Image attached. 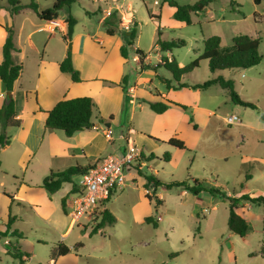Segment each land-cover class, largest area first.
Masks as SVG:
<instances>
[{"label": "rangeland", "instance_id": "rangeland-1", "mask_svg": "<svg viewBox=\"0 0 264 264\" xmlns=\"http://www.w3.org/2000/svg\"><path fill=\"white\" fill-rule=\"evenodd\" d=\"M146 1L152 11L156 10L163 16L160 21L162 39L182 38L187 41L185 46L173 49L171 54L156 46V30V40L149 49L145 65L146 72L152 75L156 69L172 77L162 58H172L173 55L181 66L187 65L203 52V38L212 35L220 36L224 51L232 46L236 35L258 38L262 58L259 64L246 69H226L216 73L210 70L208 60H201L199 67L183 78L190 84L202 83L215 75L235 79V88L241 98L255 103L256 108L233 102L227 90L218 84L208 88L177 87V82L172 80L168 99H174L179 106H171L164 115L145 108L143 119L134 124L137 131L161 143L155 144L148 139L144 142L145 151L154 152L160 159H154L150 164L167 181L185 180L194 184V180L199 179L229 196L239 197L244 193L264 195V1L256 4L253 0H213L204 12L193 15L191 24L175 20L173 8L167 4L163 6L164 0H157L158 4L154 3L155 0ZM177 1L190 3L196 0ZM72 8L79 16H84L85 9H90L78 3ZM124 9L126 16L136 15L140 23H144L143 40L149 42L147 31L153 30L154 22L148 20L145 3L142 1V4L135 5V11H128L127 6ZM98 11L102 12V8ZM116 16L122 18L120 13ZM130 65L140 71V64L132 57ZM148 87L154 88V84ZM149 110L153 112L152 116ZM231 114L239 116L241 122L228 124L225 118ZM191 117L198 124V130L190 121ZM119 129H112L113 137L119 135ZM123 129L127 131V128ZM176 135L185 142V148L170 147L169 140ZM122 142L119 140L117 145H122ZM166 153H169L170 161L164 158ZM144 156L150 154L144 153ZM145 171L153 173L149 169ZM80 179L81 175L75 177L76 181ZM141 183L137 177L134 180L128 177L125 185L111 198L108 206L117 217L114 224L106 225L92 236L76 226L65 240L72 246L71 253L59 263L264 264V205L241 202L243 207L239 211L250 222L251 231L240 236L228 227L230 206L224 196L202 192L195 197L189 191L190 198L181 194V188H160L156 192L152 189L146 191V194L154 195L149 199L142 191ZM70 185L65 183L55 194L59 202L64 196L68 201L72 198L67 191ZM160 192L162 203L158 204L156 197ZM66 206L68 212L73 208L72 203ZM1 211L0 207V215L8 214ZM17 213L21 218L13 228L23 231V234L2 236L0 264H49L51 252L60 236L51 225H56L63 232L71 226L72 219L61 207L56 211L58 224L53 220L45 221L23 208ZM151 215L158 221L156 228L144 221ZM91 226L86 229L91 230L96 224ZM80 242L82 245L79 246ZM17 249L29 254V259L21 261L13 257L12 252Z\"/></svg>", "mask_w": 264, "mask_h": 264}, {"label": "crops", "instance_id": "crops-1", "mask_svg": "<svg viewBox=\"0 0 264 264\" xmlns=\"http://www.w3.org/2000/svg\"><path fill=\"white\" fill-rule=\"evenodd\" d=\"M29 1L21 0L23 3ZM35 1L38 3L39 9L43 10L51 7L55 0ZM142 1L149 14L148 20L154 22L153 30L147 31L149 42L143 40L144 23H140L136 15L126 16L127 12L124 9L127 6L128 11H135V5L142 4ZM157 2V0L154 1L155 4H158ZM75 3L87 5L91 10L85 9L84 16L76 15L72 8ZM75 3L65 6L59 12V16L53 20H57L60 27L52 29L50 20L40 18L32 8L23 7L13 14L9 0H0V63L3 60V45L9 35L7 26L11 24L13 40L17 47L14 59L24 66L23 72L16 80L11 92L16 102V116L20 119V126L4 129L0 123V133L5 132L10 136V143L0 147V207L4 212H8V214L0 215V231H6L9 215L15 217L10 229L11 231L15 230L13 225L18 218H21L17 213L20 208L36 214L45 221L53 220L54 224L59 223L56 219V211L59 210V207L70 217L66 206L70 201H66L65 209H63V197L59 202L55 196L58 191L50 197L48 191L41 186L47 174L51 170H62L75 164L94 163L110 154L121 155L128 142L140 146L145 155L155 154L145 151L144 142L148 139V141L151 140L155 144H159L160 141L137 131L134 124L143 119L145 115L142 111L145 108L150 109L148 102L161 101L169 104V108L165 112L158 113L162 115L167 113L171 106H179V103L174 99H168L172 87L168 88L166 83L161 81L160 76L170 80L173 78L159 73L156 69L152 75L146 72L145 68L149 49L156 40V30L158 33V28L161 29L160 21L163 18L161 14L156 10L152 11L146 0H79ZM166 4L169 5L168 1L164 0L163 6ZM100 7L102 12L98 11ZM171 8H173L174 14L176 8L173 6ZM111 9L117 10V13L122 16L125 15L127 19L131 20V24L137 22V36L132 45L128 38L130 29L119 25V29H116L113 34L108 33L105 21L110 18ZM157 13L160 16L159 19H157ZM70 15L77 19V23L71 38H66V19ZM119 18L122 19L119 16L115 18L116 22H119ZM155 44L159 47L157 42ZM122 47L126 48L127 56L123 55ZM137 49L146 53L142 63ZM170 53L172 54V52ZM69 54L73 66L80 71V81H74L71 74L62 71L60 67L61 62ZM131 57L134 62L140 64V71L130 65ZM125 76L127 79L124 82ZM183 78L181 81L185 82ZM150 84H154V88H149ZM9 95V91L0 78V111ZM79 96H90L95 102L96 109L93 114L92 127L72 135H67L61 129L45 128L46 111L52 109L64 98ZM209 112L212 113V111ZM190 121L193 122V125L195 124V130H198V124L194 123L195 121L192 119ZM115 127L120 128L119 135L108 137L107 132H112ZM124 127L127 128L126 132ZM174 137L178 138L177 135ZM119 140L124 141L122 145H117ZM169 145L172 148L180 149ZM155 156L154 159L160 160L157 155ZM154 159L145 160L143 168L152 170L159 176V170L150 164ZM128 177L132 180L136 177L142 180V191L146 195L147 189L143 187L144 178L136 174L134 170L129 172ZM70 189L71 185L67 191L69 192ZM181 194L192 198L187 190L181 189ZM198 196L199 194L195 195V197ZM158 198L162 199L161 192ZM106 207L112 211L108 203ZM241 207L243 206H240L237 211L243 215L239 211ZM3 211L1 212L3 213ZM70 225L63 232L59 231L55 227L56 225H51V228H55L60 233L58 243L53 249L60 243H64L72 249V246L65 240L74 228L82 227L89 234L90 230L86 228L92 227L91 222L87 219H83L79 225L73 226L72 223ZM19 231L23 234V231ZM11 236L13 235L5 237ZM89 236L91 235L89 234ZM2 238L0 235V249ZM8 241L11 243L9 239ZM78 244H82V242ZM28 255L25 253L21 261L29 259ZM64 256H58L55 259L50 257V261L60 264L59 261Z\"/></svg>", "mask_w": 264, "mask_h": 264}, {"label": "trees", "instance_id": "trees-1", "mask_svg": "<svg viewBox=\"0 0 264 264\" xmlns=\"http://www.w3.org/2000/svg\"><path fill=\"white\" fill-rule=\"evenodd\" d=\"M79 0H55L51 7L40 10L38 7V3L35 0H30L28 3H23L21 0H9V4L11 5V11L13 14L17 13L19 9L23 7H30L38 16L45 20H52L59 16V12L65 6H71L73 3L78 2ZM170 6L176 8L173 17L179 22H183L186 24H191L193 22V15L199 14L200 12H204L206 8L210 5L213 0H196L190 3H179L177 0H167ZM256 4L262 3L264 0H253ZM112 15V16H110ZM109 15L110 18L105 21L107 25V31L110 34H113L116 29H119V25L121 26V21L119 18V22H116L115 18H117V10L111 11ZM160 16L157 15V19ZM67 23V32L65 34L66 38H71L74 27L77 23V19L70 15L66 19ZM119 23V24H118ZM137 22H134V25L130 29V34L128 36L129 43L132 45L137 36ZM9 35L5 40L3 45V60L0 63V78L4 82L7 90L10 92V95L7 96L6 102L4 103L1 111H0V123L3 128L7 127H19L20 119L16 116V102L14 97L11 95V92L14 89V85L16 80L21 76L24 66L22 63H18L14 59V52L17 51V47L13 40V27L12 25L7 26ZM162 32L160 27L158 28V38L157 44L163 51L172 52L173 49L185 46L187 41L182 38H171V39H162ZM259 45L260 41L258 38L252 37L247 34H239L233 38L232 46L224 51L221 45V38L219 35H212L204 38V50L203 52L190 63L184 66H180L177 59L172 56L163 57L162 63L164 67L172 73L173 80L177 82V87H192V88H208L211 85L218 84L222 88L226 89L228 94L231 97V100L235 103L242 104L247 107L256 108V104L244 100L241 98L239 93L235 88V79H227L222 75H215L210 79L205 80L202 83L196 84H188L182 82V78L188 74H190L195 68L199 67L201 60H208L209 68L213 73L217 71L226 70V69H239V68H249L251 66L257 65L261 62L262 58L259 53ZM139 59L141 63L146 57V53L141 49H137ZM122 53L124 56H127L126 48L122 47ZM62 71L69 72L74 81H80V71L77 70L72 63L71 55L69 54L60 65ZM124 82L127 79V76L124 78ZM162 82L166 83L168 88L173 87L170 79L160 76ZM148 105L151 110L156 113H163L169 108V104L165 102H148ZM183 108H186L183 105H180ZM96 109L95 102L90 96H79L75 98H64L60 100L52 109L46 111L47 116L45 119V128L46 129H61L64 130L67 135H72L75 132L82 131L88 129L93 126V114ZM193 120V118L191 117ZM10 143V136L5 132L0 133V147H4L5 145ZM169 144L183 149L185 148V143L183 140L172 137L169 140ZM155 154L151 153L150 156H144L142 152V159L151 160L154 159ZM164 158L167 160L170 159L169 153H166ZM98 161L86 165L75 164L71 165L62 170H51L47 176L43 179L41 186L44 187L50 197L57 191L63 188L65 183L71 184V189L69 194H72L79 190V183L75 180V177L78 175L86 174ZM1 165V160H0ZM132 170L136 172L139 176L144 178L143 187L145 189H152L156 192L159 188H164L167 190L173 188H181L183 190H187L192 192L195 195H198L202 192H207L212 195H222L229 200L230 213L228 218V227L230 231L240 235L245 236L251 231L250 222L241 215L237 210L240 208V204L243 201H248L252 204L256 205H264V195L251 196L248 193H244L239 197L229 196L224 193L218 187L207 186L205 183L200 181L199 179L194 180V184H190L188 181H179L172 180L167 181L157 174L147 173L143 166L140 163V160L137 164L132 165ZM251 178V176H247ZM116 191H112L111 196L104 202V210L102 212V217L97 223V225L90 230L89 234L92 236L93 234L99 233L106 225H112L117 221L116 216L112 211H110L106 205L110 202ZM149 199H152L154 195L146 194ZM157 203H162V200L158 197ZM67 197L64 196L62 198V207L65 209ZM15 217L9 215L7 222L6 231H0L1 236H8L10 234L22 236V233L19 230H10L11 225L14 221ZM147 223H151L153 227H158V221L156 218L151 215L145 218ZM82 245V244H79ZM71 252L69 246L64 243L58 244L51 252V259H55L58 256H64ZM25 253L20 249L12 252L13 257L23 259V255Z\"/></svg>", "mask_w": 264, "mask_h": 264}, {"label": "built area", "instance_id": "built-area-1", "mask_svg": "<svg viewBox=\"0 0 264 264\" xmlns=\"http://www.w3.org/2000/svg\"><path fill=\"white\" fill-rule=\"evenodd\" d=\"M121 20V26L126 29H131L134 25L125 16H122ZM50 23L52 29L60 27L57 20L52 19ZM225 121L228 124H234L241 122V119L236 114H231L225 118ZM111 135L112 132L108 131L107 136L111 138ZM139 160L144 166L142 149L136 143L128 142L121 155H107L101 158L86 174L81 175V179L78 181L79 190L72 193L70 199V204L73 205L69 213L72 225L81 224L83 219L89 220L91 224H97L105 208L104 202L111 196L112 191L125 185L132 165L137 164ZM49 264L54 263L50 261Z\"/></svg>", "mask_w": 264, "mask_h": 264}, {"label": "water", "instance_id": "water-1", "mask_svg": "<svg viewBox=\"0 0 264 264\" xmlns=\"http://www.w3.org/2000/svg\"><path fill=\"white\" fill-rule=\"evenodd\" d=\"M9 94H10V92H9Z\"/></svg>", "mask_w": 264, "mask_h": 264}]
</instances>
